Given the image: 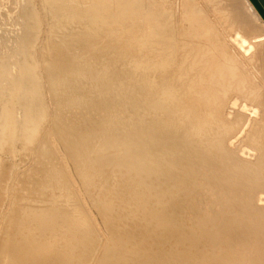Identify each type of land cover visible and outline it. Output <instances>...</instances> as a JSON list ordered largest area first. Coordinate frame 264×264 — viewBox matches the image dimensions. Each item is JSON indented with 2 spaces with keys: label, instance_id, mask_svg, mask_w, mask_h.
<instances>
[{
  "label": "bare ground",
  "instance_id": "1",
  "mask_svg": "<svg viewBox=\"0 0 264 264\" xmlns=\"http://www.w3.org/2000/svg\"><path fill=\"white\" fill-rule=\"evenodd\" d=\"M63 2L45 0V9L68 16L70 7ZM119 5L131 11L132 26L126 21L117 27L131 28L125 34L124 27L118 45L102 40L96 29L89 33L80 27L90 37L77 30L80 39L90 38L88 50L100 46L98 52L113 54L112 64H102L93 75L71 73L66 49L75 44L60 37L51 44L59 54L45 56L50 74L42 69L46 80L36 82L22 60L32 34L19 48L16 38L8 37V44L0 38L5 59L0 61V146L34 145L42 133L36 136L38 119L53 105L60 113L70 106L81 112L68 121L57 115L48 133L43 129L47 139L37 142L40 152L33 154L44 157L34 159L36 164L45 159V165H33L41 175L36 170L40 176L30 188L14 186L23 189L22 197L15 195L17 200L11 187L6 199L0 194V264H264V20L248 0H119ZM26 14L33 17L32 11ZM12 42L18 50L9 55ZM59 66L80 85L68 96L60 91L49 99L43 92L64 76ZM74 126L86 143L79 157L70 147ZM56 147L65 159L54 154L60 152ZM5 170L0 168V182ZM74 170L86 190L96 188L91 195L118 243L114 249L93 237L104 234L95 233L97 222L88 209L73 204L79 197L69 176ZM14 198L21 200L17 208Z\"/></svg>",
  "mask_w": 264,
  "mask_h": 264
},
{
  "label": "rangeland",
  "instance_id": "2",
  "mask_svg": "<svg viewBox=\"0 0 264 264\" xmlns=\"http://www.w3.org/2000/svg\"><path fill=\"white\" fill-rule=\"evenodd\" d=\"M39 1V2H38ZM64 1V2H63ZM67 1V2H66ZM111 2H109V0H60V2H63V3H65V4H62V5H65V6H67L66 8H72V9H70L69 8V10H68V12H70V13H68V16H65V15H61V14H59V13H57V12H53V13H50V12H48L45 8H46V6H48L46 3H45V0H0V38L3 40H6V41H4L5 43H7L8 44V37L10 38V40L11 41H13V39L14 38H16V45H18L17 47L19 48L20 46L19 45H21L24 41H25V36H27V39H28V37L32 34V39H31V45H30V51L28 52H26V54L23 56V59L22 60H24L25 58H26V60H24L26 63H28V65H30V67H31V76L34 78V80L37 82L38 80H40L41 82H42V80L41 79H45L46 80V77H47V75H46V72H47V74L49 73L50 74V72H49V69H50V66L48 65V61L47 60H49V59H47V57H50V56H53L55 53L57 54L59 51L56 49H54V48H52L53 46L51 45L52 43H54L55 44V42L54 41H58V39H61L60 37H62V38H65L66 40H68L70 37V40L71 41H69L71 44L73 43V44H75L74 46L72 45H70V47L68 48V49H70V48H72V50H68V49H66L67 50V53L69 52V59H71V61H73L72 62V68H71V73H74V74H80V73H84V71H87V72H85V73H88L89 75H93L92 73H93V71H94V74H96V72H98L100 69H101V67L103 66V65H111L112 64V57H113V54L112 53H110V51H104V52H106V53H108V54H106L105 55V53H103V51L101 50V53L100 52H98V50H99V47L100 46H97V47H95V50L93 49H90V50H88L89 49V47H88V39L90 40V35H89V33H91V32H93L95 29L96 30H98V33L99 34H101L100 36H101V38H102V40L104 39V41H105V38L104 37H106V41L105 42H110V41H113L112 43H116L117 45H118V41L116 42V40H119V39H121V38H119V36L121 35V34H124V27H123V29H121V31L119 30L122 26H123V23H124V25L126 24L125 22L126 21H128L127 22V26H132V17L130 18L128 15L129 14H127V13H130V15H131V11L129 12V9L126 7L125 8V6L123 7V6H121V5H119V0H110ZM122 1H125V0H122ZM109 3V4H108ZM38 4V5H37ZM39 5H40V7H39ZM72 6V7H71ZM81 6V7H80ZM98 7V6H101V8H104L103 10L101 9V8H99V9H101V10H98V12L99 11H101L100 13H98L97 12V9L98 8H94V7ZM103 6V7H102ZM120 6H121V8H120ZM41 7H42V9H41ZM80 7V12H79V10H78V12L76 11V8L78 9ZM73 8H74V10H73ZM119 8L121 9V10H119ZM28 9V10H27ZM41 9V10H40ZM95 9V10H94ZM94 10V11H93ZM118 10H119V15L117 14V12H118ZM29 11H32L33 12V14H32V18H29L28 17V15L26 14V13H28ZM41 11H42V13H41ZM82 11V12H81ZM105 11V12H104ZM126 13H125V12ZM41 14H40V13ZM77 12V14H75ZM93 12V13H92ZM95 12H97V13H95ZM120 12H121V14H120ZM123 12H124V14H123ZM88 14V16L90 15V16H93V15H95V14H99V17L95 20L94 18L92 19V17H86L87 16V14ZM51 14V15H50ZM56 14V15H55ZM72 14L74 15V16H72ZM82 16H81V15ZM101 14V15H100ZM105 15L104 17H103V15ZM34 15H35V17H34ZM59 15V16H58ZM69 15H71V16H69ZM78 15H80V16H78ZM114 15V16H113ZM127 15V16H126ZM62 16V17H61ZM76 16V17H75ZM100 16H101V18H100ZM107 16V17H106ZM116 16V17H115ZM120 18H119V17ZM59 17V18H58ZM70 17V19H68ZM79 17V18H78ZM103 17V18H102ZM127 17V18H126ZM41 18V19H40ZM42 18H43V20H42ZM62 18H64V19H62ZM124 18H126L125 20H124ZM13 19V20H12ZM33 19V20H32ZM49 19V20H48ZM58 19V20H57ZM68 19V20H67ZM88 19H89V22H88ZM111 19H112V21H111ZM118 19V20H117ZM127 19H130V20H127ZM25 20H28V31H27V34L25 35L24 33H25V30H27V27H25ZM37 20V21H36ZM54 20V21H53ZM91 20H94L93 22L91 21ZM51 21V22H50ZM61 23H60V22ZM83 21H85L86 22V24H85V22L83 23ZM91 21V22H90ZM123 21V22H122ZM32 22H33V24H32ZM53 22V23H52ZM67 22H69V23H67ZM131 22V23H130ZM56 24V28H54L55 29V32L58 30H60L61 29V27L63 26V25H67L63 30H62V32H61V30L58 32H54L53 30L54 29H52L53 27H54V25ZM59 23L62 25H59ZM88 23H89V25H88ZM92 23H93V25H92ZM97 23V24H96ZM121 23V24H120ZM130 23V24H129ZM32 24V25H31ZM40 24V25H39ZM49 24H51V25H49ZM95 24H96V26H97V28H96V26H95ZM100 24V25H99ZM29 25L30 26H32V29H29ZM57 25L59 26L58 28H57ZM70 25V26H69ZM91 25H92V27H91ZM40 26V27H39ZM50 26V27H49ZM70 28H69V27ZM77 26H78V28H77ZM126 26V27H127ZM15 27L17 28V29H15ZM82 27H88V32H87V30L85 29V28H83V29H81ZM94 27V29H92ZM102 27V29H101V31H100V28ZM119 29H118V28ZM125 27V28H126ZM130 27H127L128 29H125V32H127V33H125V34H128V32L130 31L129 30V28ZM13 28V29H12ZM33 28H35V29H33ZM48 28H50V30L48 29ZM90 28V29H89ZM99 28V29H98ZM118 29V30H116V29ZM10 29L12 30V32H14V33H12L11 31H10ZM37 29V30H36ZM52 29V30H51ZM67 29V30H66ZM74 29V30H73ZM131 29V28H130ZM5 30L6 31H8V33L7 32H5ZM14 30H16V31H14ZM66 30V31H65ZM73 30V31H72ZM81 33V34H83V33H85V34H83V35H87V36H89L88 38H87V40H85L86 38H85V36H83V35H81V38H83V39H80V35H78V34H80L78 31ZM83 32H82V31ZM86 30V31H85ZM127 30H129V31H127ZM20 31V32H19ZM49 31V32H48ZM54 32V33H52V32ZM68 31H69V33H71L72 34V32H74L75 31V33H73V34H75V36H76V38H75V36L74 35H70V34H67L68 33ZM85 31V32H84ZM115 31V32H114ZM123 31V32H122ZM5 32V33H4ZM11 32V33H10ZM46 32H48V36L46 37V35H47V33ZM63 33V34H61V33ZM65 32H67L66 33V35H68V36H65ZM86 32H87V34H86ZM118 32V33H117ZM121 32V33H120ZM10 33V34H9ZM19 33V34H18ZM58 33V34H57ZM60 33V34H59ZM19 36H18V35ZM37 34V36L35 37L34 35H36ZM53 34V35H52ZM103 34V35H102ZM118 35V36H116V35ZM124 34V35H125ZM51 35V36H50ZM62 35V36H61ZM64 35V36H63ZM79 37H78V36ZM114 35V36H113ZM124 35H122V36H124ZM53 36V37H52ZM59 37V38H57V37ZM103 36V37H102ZM117 37V39H116V37ZM19 37V38H18ZM51 37V38H50ZM54 37H56V38H54ZM77 37H78V39H77ZM107 37H109V38H107ZM121 37V36H120ZM13 38V39H12ZM47 38V39H46ZM52 38H54V39H52ZM22 39V40H21ZM107 39H109V40H107ZM128 39V40H127ZM24 40V41H23ZM50 40H51V42H50ZM62 40V39H61ZM64 40V39H63ZM79 40H83V42H81V41H79ZM125 40H126V42L128 43L127 45L129 46L130 45V40H131V37H130V34L127 36V38H125ZM15 41V40H14ZM76 41H78V42H76ZM18 42V43H17ZM13 43V42H12ZM27 43V42H26ZM77 43V44H76ZM78 43L80 44V45H78ZM83 43H85L86 44V46H85V44H83ZM40 44V45H39ZM53 44V45H54ZM81 44H83V45H81ZM116 44H115V46H116ZM126 45V46H127ZM12 46V49H10V50H7L8 51V53H9V55H13V52L12 51H15V50H18V48H16L15 49V47H14V43L11 45ZM11 46H9V45H7V48L8 47H11ZM33 46V47H32ZM81 48H80V47ZM126 46H124V48H125V50H126ZM74 47V48H73ZM36 48H38V49H40V50H37V52L39 53H37L36 52ZM85 48H87V50L89 51V53H88V51L85 49ZM33 49V50H32ZM79 49H80V52H79ZM42 50V51H41ZM53 50H54V52L55 53H53ZM41 51V52H40ZM71 51H73V52H71ZM95 51H97L96 53H95ZM0 52H1V50H0ZM6 52V51H5ZM72 54H71V53ZM34 53V54H33ZM44 53H45V55H44ZM31 55V56H29L28 57V55ZM34 55V57H33V55ZM51 54H53V55H51ZM55 54V55H56ZM59 54V53H58ZM76 54V55H75ZM89 54H91V55H89ZM93 54H95V55H93ZM97 54V55H96ZM100 54V55H99ZM104 54V55H103ZM0 55H1V53H0ZM7 55V54H6ZM8 55V56H9ZM42 55H43V57H42ZM89 55V56H88ZM99 55V56H98ZM2 56V55H1ZM0 56V61H5V59H3L2 57ZM45 56H47V57H45ZM82 56H84V57H82ZM91 56H93V58L91 57ZM96 56L98 57L97 59H96ZM6 57V56H5ZM88 59H87V58ZM2 58V59H1ZM43 58V59H42ZM85 58V59H84ZM39 59H41V61L39 60ZM46 59V60H45ZM16 60H18V61H20L21 62V60L20 59H18V58H14V60L13 61H16ZM89 60V61H88ZM102 62H101V61ZM7 61H10V59H8L7 58ZM43 61H44V63H43ZM45 61H47L46 62V64H45ZM77 61V62H76ZM82 61V62H81ZM87 61V62H86ZM97 61V62H96ZM104 61H106V62H104ZM23 62V61H22ZM77 63L78 65H76L75 66V64L74 63ZM79 62V63H78ZM43 64V66L44 67H42V64ZM89 64V69H87L88 68V64ZM36 64V65H35ZM74 64V65H73ZM103 64V65H102ZM46 65V66H45ZM80 65H81V68H82V70H81V68H80ZM95 67H94V66ZM41 66V67H40ZM85 66H86V69H85ZM101 66V67H100ZM47 67V68H46ZM60 68L62 67L63 69H64V66H59ZM59 67H57V69L59 68ZM75 67V70H77V73H76V71L75 70H73V68ZM100 69H99V68ZM112 66H110V68H111ZM41 68V69H40ZM45 68V71L46 72H44V70H42V69H44ZM61 68V70H58L59 72H61L62 74H63V72H64V76L63 77H59L60 75H62L61 73H59V72H54L55 74L57 73L58 74V77H59V79H60V81L58 82V81H56V83H55V85L54 86H49L48 88L49 89H46L47 91H45V92H43V94H48V95H46L47 97L49 96V97H52V93H54L56 96H54L53 95V97L55 98V97H58L60 94H63V93H65V94H63V97H65V96H68L73 90H77L78 88H79V86L76 88V85H80V84H78V83H75V81H77L75 78H70L69 76H67L66 74L67 73H65V71H63V69ZM65 68H66V66H65ZM80 68V69H79ZM84 68V69H83ZM97 68V69H96ZM48 69V70H47ZM42 70V71H41ZM84 70V71H83ZM91 71V72H89V71ZM95 70H97L96 72H95ZM40 71L41 72H43V76L41 75V73H40ZM67 71V70H66ZM74 71V72H73ZM81 71V72H80ZM83 71V72H82ZM42 77V78H41ZM44 77V78H43ZM65 77H66V79H65ZM69 78V80H67ZM62 79V80H61ZM44 81V80H43ZM67 81V82H66ZM68 81H71V82H69V84H68ZM63 82H65V84L67 83V85H66V87H65V84L63 83ZM42 83H44V82H42ZM59 83V84H58ZM61 83V84H60ZM73 83H74V85H73ZM58 84V85H57ZM62 85H64V86H62ZM71 87H70V86ZM46 86V85H45ZM59 86V87H58ZM62 86V87H61ZM74 86V87H73ZM69 88V90H68V88ZM47 88V87H46ZM57 88H59L58 90H56ZM67 88V89H66ZM75 88V89H74ZM52 89V91L50 92V90ZM63 89H64V91L65 90H67V91H63ZM72 90V91H71ZM60 91H62V92H60ZM95 91H97V92H100L101 90H99V86L97 87V89H95ZM58 92H60V93H58ZM51 93V94H50ZM68 95H67V94ZM58 95V96H57ZM45 96V97H46ZM90 96L91 95H89V94H87L86 93V95H85V98H90ZM48 97V98H49ZM53 97L52 98H49V99H53ZM43 102H41V106H42V109L43 110H46V109H44L45 108V105L44 104H42ZM52 104H53V102H52ZM54 106V105H53ZM51 107L50 108V111L51 112H49V110H46L45 111V114L44 115H46V116H42L40 119H38V120H40V121H38L37 123H38V125H36V136L37 135H40L39 133L40 132H42L41 133V135H43V136H41L40 135V137L39 138H43L42 140L41 139H39L38 137V140H37V138H36V140L37 141H33V143H35L34 145L33 144H31V143H28L27 141H26V145H23V146H21V145H15V146H13L12 147V149H11V145H10V147L8 146V145H3V146H0V160L1 159H3L2 161H0L1 162V164L3 165V166H5V163H7L6 164V166H5V168L6 167H10L9 169H10V171H7L8 173H6V170H5V168L2 166V165H0V168L1 169H4L5 170V172H3V173H5V175H2V177L4 176L5 177V179H3V181H1L0 182V187L2 188V187H4V186H2V185H4V184H6L5 185V187L4 188H0V194H1V197H3L4 198V196H5V198L4 199H6V196H7V190H8V188L7 187H11V190H12V192L14 193V196L15 195H19V196H21L22 197V195H23V189H25V188H30L29 186V184H31L32 182H33V179H34V177H37V178H39V176L41 175V172H39V170H37V167L39 168V167H41L43 164L45 165V159H44V161L42 162V164L40 163V165H39V162H40V159L41 158H44V157H39V158H37V156H35V154H36V152H38L39 150H40V144L42 143L41 141H43V140H45V139H47V136L46 135H44L48 130H49V128L52 126V124L53 123H55L56 121H57V119H58V117H61V118H64V120L66 119H68V120H72L75 116H79L80 115V109L78 108V106H70V107H68L69 109H67L66 111H64V112H58L57 110H54V107ZM53 110V111H52ZM71 110V111H70ZM50 113V115H49V113ZM55 112V113H54ZM53 114V115H52ZM60 114V115H59ZM49 115V116H48ZM58 115V117H56ZM48 116V117H47ZM53 116H54V118L56 119H54L53 120ZM52 119H51V118ZM108 117H109V115H107V116H105V119L107 120L108 119ZM44 119V120H43ZM48 119V120H47ZM67 120V121H68ZM41 121H44L43 123L41 122ZM46 121H48L47 122V125H46ZM54 121V122H53ZM41 123V124H40ZM49 123V124H48ZM38 126H40V127H38ZM45 126H47L46 127V129L45 128H43V127H45ZM38 127V128H37ZM75 127H77V126H74L73 128H71L69 131L72 133V135H74V139H72V144H70V147L72 148V149H75V147H76V153H73V154H76V156L77 157H79L80 156V154H79V152L78 151H81V150H83L84 149V146H85V142L84 141H80V135H81V131H75ZM47 128H48V130H47ZM42 131H41V130ZM43 129H44V132H43ZM46 130V131H45ZM44 133V134H43ZM48 133V132H47ZM77 133H79V134H77ZM46 137V138H45ZM78 137V138H77ZM35 140V139H34ZM40 140V141H39ZM39 143V145L37 146V144ZM45 143V142H44ZM43 144V143H42ZM41 144V145H42ZM79 144V146H77ZM29 145H32V146H34L33 148H31V147H28ZM36 146H37V148H36ZM6 147H8L7 149H6ZM23 147V148H22ZM25 147H27V149H25ZM79 147V148H78ZM5 148V149H4ZM39 148V149H38ZM57 148H59V147H56V149ZM11 151V152H9V150ZM15 149H16V152H15ZM24 149V150H23ZM32 149V150H31ZM55 149V150H56ZM6 150H8V155H7V151ZM14 150V151H13ZM31 150V151H30ZM38 150V151H37ZM58 150V149H57ZM57 150L56 151H54L55 153L54 154H56L57 153V155H58V158L60 159H65V156H64V154L62 153L63 151H62V149L61 148H59V151L60 152H57ZM13 151V152H12ZM40 152V151H39ZM5 153V154H4ZM11 153V155H9ZM12 153H13V155H12ZM33 153H35V154H33ZM17 154V155H16ZM31 154V155H30ZM39 154V153H38ZM64 157H63V156ZM3 156V157H2ZM9 156H11V158L9 157ZM32 157H35V158H32ZM37 160L38 159V161L39 162H37V164H36V161L35 160ZM60 159V160H61ZM67 159V158H66ZM43 160V159H42ZM41 160V161H42ZM68 160V159H67ZM70 162H71V164L73 165V159L70 157ZM68 160V161H69ZM29 161H30V163H29ZM34 161H35V163H34ZM25 163V164H24ZM36 164V165H35ZM15 165H17V166H15ZM20 165V167L18 168V166ZM21 165H25V166H21ZM29 165H31V166H29ZM33 165H35V166H37L36 168H35V166H33ZM13 168H12V167ZM29 166V167H28ZM3 167V168H2ZM24 167V168H23ZM30 167L32 168L31 170H30ZM28 168H29V170H28ZM33 168H35V169H33ZM12 169V170H11ZM17 169H19L18 171H17ZM22 169V170H21ZM25 170V171H24ZM28 170V171H27ZM36 170L39 172V174H37V172H36ZM16 171V172H15ZM25 172H27V174L25 173V175H24V173ZM35 171V172H34ZM9 172H10V175L8 176V174H9ZM15 172V173H14ZM22 172V173H21ZM30 172H32V174L29 173ZM72 173H69V176L71 175V177L73 178L72 179V184H73V186H74V188H76L77 186V190H79V191H77V194L79 195V197L78 196H75L74 198L76 199V201H75V199H74V205H76V203H77V205L82 209V210H87V213H88V211L90 212V214L88 213V215H89V217L91 218V220L94 222V224L96 223V226H97V229H96V231H95V233L96 232H99L101 235L102 234H104L105 235V237H104V235H102L100 238H99V234H97L98 235V237H95L96 236V234H94V238H98V239H101V241H102V239L104 240V242L105 243H107V244H105V246H106V248L109 250V249H111V248H115V247H117V245H118V243L116 242L115 243V239H114V237L110 234L109 235V232H108V227H107V225H106V223L105 222H103V219L101 218V213H100V210H99V206L98 205H96L95 203H94V197H92V195H91V193H92V191L93 190H95L96 188L95 187H91L90 189H88V190H86V188H84L83 186H82V184H81V180H80V178H79V175H78V173H77V171H71ZM6 174H7V177H9V178H7L6 179ZM16 174L18 175V180H20V182L19 181H17L16 182V180H17V176H16ZM13 175V176H12ZM15 175V176H14ZM20 175V176H19ZM22 175V176H21ZM31 175L33 176L32 178H31ZM76 177H75V176ZM27 176V177H26ZM29 176V177H28ZM3 177V178H4ZM25 177H26V179H25ZM71 177H70V180H71ZM23 178V181L21 180ZM11 179V180H10ZM13 179V180H12ZM24 179H25V181H24ZM1 180H2V178H1ZM11 181H13V183L11 182ZM25 182L26 184L25 185H23V183L22 182ZM30 181H31V183H30ZM6 182V183H5ZM73 182H75V183H73ZM12 183V184H11ZM9 184V185H8ZM78 184V185H77ZM22 185V186H21ZM80 185V186H79ZM16 186H18V187H24L23 189H21V188H18L17 190H18V193H20V194H17V190H16V188L15 187ZM13 187H14V189H13ZM19 189H20V191H19ZM14 190V191H13ZM16 190V191H15ZM3 191H4V193H3ZM22 191V192H21ZM2 193H3V195H2ZM15 197H17V200H18V196H15ZM21 197H20V199H21ZM79 199H78V198ZM82 197H84V200H86L85 202L83 201V199H82ZM2 199V198H1ZM4 199H2V202L4 201ZM77 199H78V201H77ZM83 202H82V201ZM13 201H14V207L15 208H17L18 206H19V204L21 203V202H19V201H21V200H19V201H17L16 202V198H14L13 199ZM15 202H16V204H15ZM85 203V204H84ZM76 205V206H77ZM89 205V206H88ZM10 206V200H9V202H8V204H7V208ZM83 207H85V208H83ZM91 207V208H90ZM92 209V210H91ZM129 218L127 217V220H128ZM103 227V228H102ZM102 229V230H101ZM106 231H105V230ZM99 230H101L103 233H101ZM108 232V233H107ZM109 236V237H108ZM107 238H109V239H107ZM111 242H113V243H111ZM87 262H89V261H87ZM87 264H91V263H87Z\"/></svg>",
  "mask_w": 264,
  "mask_h": 264
},
{
  "label": "water",
  "instance_id": "3",
  "mask_svg": "<svg viewBox=\"0 0 264 264\" xmlns=\"http://www.w3.org/2000/svg\"><path fill=\"white\" fill-rule=\"evenodd\" d=\"M258 15L264 20V0H248Z\"/></svg>",
  "mask_w": 264,
  "mask_h": 264
}]
</instances>
